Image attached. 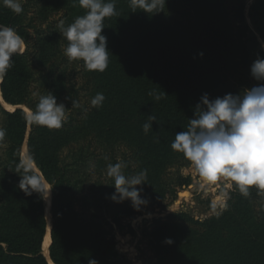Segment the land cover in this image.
I'll list each match as a JSON object with an SVG mask.
<instances>
[{
    "label": "trees",
    "instance_id": "trees-1",
    "mask_svg": "<svg viewBox=\"0 0 264 264\" xmlns=\"http://www.w3.org/2000/svg\"><path fill=\"white\" fill-rule=\"evenodd\" d=\"M168 1L177 16L132 11L129 0H117L116 15L105 18L102 31L109 66L101 73L77 62L76 75L83 79L78 84L61 35L62 27L85 14L78 0H23L19 15L0 0V24L14 27L26 44L0 82V129L6 132L0 139V264H49L42 246L45 199L19 188L25 143L28 157L53 185V263L124 264L123 256L112 255L114 226L123 229L124 220L141 210L129 199H111L115 189L107 164L127 163L126 174L147 169L146 182L138 185L142 198L147 208L160 205L191 182L180 172L190 162L171 143L187 130L201 96L238 94L261 83L250 66L258 37L264 41V0L249 5L252 26L245 19V0ZM49 91L68 108L59 129L28 124L22 108L33 111ZM97 92L105 96L98 109L90 105ZM81 95L88 102L82 103ZM75 99L81 107H72ZM149 115L156 121L145 134ZM118 146L127 152L118 153ZM171 167L176 175L166 178ZM231 185L226 209L203 220L171 213L143 230L153 264H264V190L253 186L245 197Z\"/></svg>",
    "mask_w": 264,
    "mask_h": 264
},
{
    "label": "clouds",
    "instance_id": "clouds-1",
    "mask_svg": "<svg viewBox=\"0 0 264 264\" xmlns=\"http://www.w3.org/2000/svg\"><path fill=\"white\" fill-rule=\"evenodd\" d=\"M76 2V0H74ZM117 0H78L85 14L77 16L71 24L62 27L61 35L66 39L64 54L70 61H82L89 71L104 72L109 66L107 37L102 34L105 18L116 15ZM5 7L17 15L23 12V0H2ZM166 0H129L132 11L142 10L149 14L163 11ZM26 44L18 31L11 26L0 24V82L13 67V56L23 54ZM199 55L203 56V53ZM251 76L261 82L238 94L227 93L222 97L209 98L204 93L194 106L187 130L177 132L171 143L174 151L183 153L196 171L210 183L220 177H227L247 197L253 186L264 190V58H257L250 66ZM159 99V97H157ZM105 100L97 92L90 105L100 108ZM72 107H81L75 99ZM67 109L63 102L49 91L40 95L27 119L37 126L59 129L67 121ZM154 115H149L143 124L145 134L152 129ZM6 132L0 129V139ZM107 159V157H105ZM127 163L118 161L107 164V175L112 178L114 193L111 199L120 203L126 199L139 210L148 201L141 197L143 188H138L147 179V169L135 174H126ZM23 174L19 188L26 195L39 193L48 199L53 187L39 171L32 159L21 166ZM228 196L224 193L218 200L221 209L227 208ZM166 243H172L166 238ZM89 264H98L94 259Z\"/></svg>",
    "mask_w": 264,
    "mask_h": 264
},
{
    "label": "rangeland",
    "instance_id": "rangeland-1",
    "mask_svg": "<svg viewBox=\"0 0 264 264\" xmlns=\"http://www.w3.org/2000/svg\"><path fill=\"white\" fill-rule=\"evenodd\" d=\"M245 1V19L246 22L252 26L248 16V8L254 0ZM168 2L164 4L163 10L177 16V13L173 11V4ZM60 15V13L55 15V19L59 18ZM258 42L259 44L253 47V60H256L258 57L263 58L264 55V41L258 37ZM77 62L79 61H70L69 64L71 70L73 68L76 70L73 81L78 82V84H83V79L80 80L79 75L78 77L76 75L78 72L77 70L80 68ZM81 97L82 103L88 102V98L86 99L84 95H81ZM116 148H118V153L122 154L127 152L123 146H118ZM63 153L65 155L67 150ZM180 172L185 176H189L191 182L188 186L179 188L177 196L169 197L168 195L160 205H153L148 208L145 205H141L139 208L141 213L125 219L123 229L119 230L114 226L117 243L112 255L116 258L123 256L126 260L124 264H153V262H155L149 250L147 238L143 236V230L150 229L155 219L166 220L167 216L171 213L185 212L194 219L203 220L222 210L218 204V200L224 193H227L228 198L230 197L232 185L227 177H220L215 183H210L196 171L191 163L186 168L181 169ZM175 175L176 169L171 167L168 170L166 178L174 177ZM137 187L141 188L139 186ZM140 195L144 197L143 192H141ZM126 225H130L132 230H129Z\"/></svg>",
    "mask_w": 264,
    "mask_h": 264
},
{
    "label": "bare ground",
    "instance_id": "bare-ground-1",
    "mask_svg": "<svg viewBox=\"0 0 264 264\" xmlns=\"http://www.w3.org/2000/svg\"><path fill=\"white\" fill-rule=\"evenodd\" d=\"M5 108L6 109H13L14 107L10 106V105H7L5 103H3ZM26 112H27V116H28V113L30 112V110L24 106H22ZM30 158L28 157L27 153H26V147L25 145H23V148H22V160L23 162L26 161V160H29ZM35 165V164H34ZM36 167V165H35ZM37 168V167H36ZM50 203H51V192H50V196L48 199H45V214H46V218H47V221L50 222ZM50 242H51V239H50V233H49V229H47V233L45 235V238H44V241H43V254L47 257L48 259V262L50 264H53L50 259L48 258V248H49V245H50Z\"/></svg>",
    "mask_w": 264,
    "mask_h": 264
},
{
    "label": "water",
    "instance_id": "water-1",
    "mask_svg": "<svg viewBox=\"0 0 264 264\" xmlns=\"http://www.w3.org/2000/svg\"><path fill=\"white\" fill-rule=\"evenodd\" d=\"M2 100V97H1V92H0V101ZM2 102V101H1ZM2 105H3V107L5 108V106H4V104L2 103ZM23 108V107H22ZM24 109V108H23ZM25 110V109H24ZM28 124H30V122L28 121ZM25 145V147H26V143L24 144ZM26 153H27V149H26ZM50 225H51V218H50V222H48V228L47 229H49V233H50ZM46 257V256H45ZM48 258L50 259V261L53 263V261L51 260V258H50V254H49V248H48ZM46 259H47V257H46ZM47 261H48V259H47ZM49 263V262H48ZM50 264V263H49ZM54 264V263H53Z\"/></svg>",
    "mask_w": 264,
    "mask_h": 264
}]
</instances>
